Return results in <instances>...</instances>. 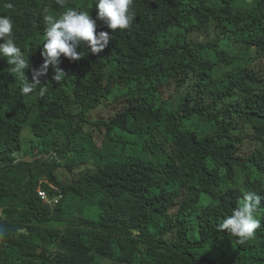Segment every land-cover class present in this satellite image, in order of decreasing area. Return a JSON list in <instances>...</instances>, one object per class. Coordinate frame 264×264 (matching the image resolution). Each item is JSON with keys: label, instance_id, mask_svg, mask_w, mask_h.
<instances>
[{"label": "trees", "instance_id": "obj_1", "mask_svg": "<svg viewBox=\"0 0 264 264\" xmlns=\"http://www.w3.org/2000/svg\"><path fill=\"white\" fill-rule=\"evenodd\" d=\"M164 4L171 21L166 28L171 32L170 38L188 58L198 83L207 93L221 95L247 87L250 94L255 85L264 84V0H160L150 8L133 0L130 10L137 14L135 17L152 20ZM66 7L88 11L90 16L94 8L93 18L96 15L94 0H68ZM45 9L55 16L65 10L55 0H0V15L13 20V36H23L16 43L19 45L27 38L36 40L43 35ZM155 29V24L140 19L133 33L136 38L147 40ZM191 33H198L197 38L189 39ZM252 47L256 49L253 55L237 54L240 49L250 51ZM111 57L92 59L91 66L85 64L82 70L77 64L59 84L48 82V76L41 77L48 87L43 90L36 124L25 95L20 93L21 82L9 74L0 58V134H19L25 126L34 129L44 138L43 144H52L45 149L37 147L39 152L48 154L46 151L57 148L53 142L60 135L47 127L54 121L63 126L68 142L78 140L82 144L80 151L91 153V144L78 128L89 124L92 103L107 92L93 84L90 75H102L101 70L111 59L107 80L116 81L127 54L120 45ZM59 67L65 72L69 64L60 61ZM83 102L88 106L74 109ZM260 104L243 113L226 115L223 120L202 119L201 127L185 130H181L184 121L179 116L161 111L149 114L150 119H165V127L171 130L163 143L168 184L183 188L182 200L186 187H198L218 198V218L212 219L178 204L179 210L183 206V243L191 250L196 264H208L210 260L212 264H264L260 256L229 242L216 245L224 237L217 225L222 216L235 208L241 195L247 192L264 197V161L244 152L248 146L251 151L264 147V103ZM43 123L45 126H41ZM73 148L69 144L62 149L64 164L50 165L45 173L58 188L55 191L47 187L48 196L63 195L55 207L45 205L38 197L36 179L25 181L24 176H18L0 187V208H5L0 220V264H178L153 249L138 259L140 263L136 261L138 257H133L132 250L143 248L144 243L132 241L128 219L112 202L110 170L103 167L96 171L95 161L107 166L99 154L94 159H85V155L72 159L68 155ZM4 182L0 178V184ZM68 197L77 202L72 203ZM188 217L193 221L188 222ZM195 226L200 230L199 237L190 234ZM189 264L195 263L189 260Z\"/></svg>", "mask_w": 264, "mask_h": 264}, {"label": "clouds", "instance_id": "obj_2", "mask_svg": "<svg viewBox=\"0 0 264 264\" xmlns=\"http://www.w3.org/2000/svg\"><path fill=\"white\" fill-rule=\"evenodd\" d=\"M94 1L96 15L93 18L94 8L90 10V16L88 11L66 7L68 0H55L56 5L65 10L55 16L45 9L43 35L36 40L27 38L22 45L16 44L23 36L18 39L13 36L14 23L11 17L0 15V58L9 74L21 82L20 93L26 97L35 124L43 90L48 87H45L41 77L48 76V82L59 84L74 71L77 64L82 70V66L90 65L92 59L110 58L112 54L113 57L120 45L127 54L116 81L107 80L111 59L101 70L102 75H90L93 84L107 89L101 100L97 98L92 103L87 118L89 124L78 128L79 133L91 144L92 152L80 151L82 144L78 140L68 142L63 134V126L54 121L47 127L60 135H56L53 142L57 148L45 150L48 154L37 150L43 137H39L34 129L25 126L19 134L2 133L0 178L5 179V182L0 187H5L18 176H24L25 181L36 179L38 197L45 205L55 207L63 195L59 193L53 198L48 196L47 187L55 191L58 188L50 180L51 176L45 173L50 165L64 164L62 149L73 144L74 148L68 156L75 160L78 155L94 159L93 156L99 154L107 166L98 165L95 161L96 171L103 167L110 170L112 202L128 219L132 241L144 243L143 248L134 247L132 250L133 257H138L136 261L140 263L138 259L146 257L148 251L153 249L178 264H189V260L196 264L191 250L183 243L181 210L186 205L210 219L218 218V198L198 187H186L182 200L183 188L168 184L163 143L171 135V130L165 127V119L159 116L150 119L149 114L151 111H161L179 116L184 121L181 130L199 128L202 119L223 120L226 115L261 106L260 102L264 103V84L255 85L250 94L246 87L227 90L221 95H210L198 83L188 58L182 55L183 52L170 38L171 32L166 28L171 21L165 4L151 20L135 17L137 14L130 10L133 0ZM159 2L137 0V5L150 8ZM132 6L135 7V3ZM6 7L11 8L12 5L7 4ZM140 19L156 25L155 32L147 40L134 36ZM251 49H240L237 54L253 55L256 49ZM60 61L69 64L67 71L59 67ZM83 106L88 105L83 102L74 106V109ZM181 108H184L183 113ZM41 126H45V123ZM27 129L39 143L25 149L23 134ZM63 136L65 139L60 140ZM51 145L45 143L41 148ZM87 147L89 149V145ZM244 152L253 159L264 161V147L251 151L248 146ZM179 202L183 204L181 210L178 209ZM263 203V196L247 192L242 194L235 208L221 217L217 231L224 237L216 245L229 242L260 256L264 261ZM4 211L5 208L1 207L0 220ZM192 221L188 217V222ZM188 226L191 228L193 224ZM199 231L195 226L190 234L199 237ZM212 263L210 260L208 264Z\"/></svg>", "mask_w": 264, "mask_h": 264}, {"label": "rangeland", "instance_id": "obj_3", "mask_svg": "<svg viewBox=\"0 0 264 264\" xmlns=\"http://www.w3.org/2000/svg\"><path fill=\"white\" fill-rule=\"evenodd\" d=\"M197 36H198V33H191V34H189L188 37L191 39V38H197ZM205 40L213 41V40H216V38H205ZM39 140H40V139H39ZM23 142H24L23 147H24L25 149L30 148L34 143H39L38 139H37L36 137H33V136L31 135L29 129H27V130L24 132V134H23ZM43 142H44V139L42 138V139H41V144H40V145L38 144V145H39V148H41V147L44 146ZM68 198H70V201H71L72 203H76V202H77L76 199H73V198H71V197H68Z\"/></svg>", "mask_w": 264, "mask_h": 264}]
</instances>
